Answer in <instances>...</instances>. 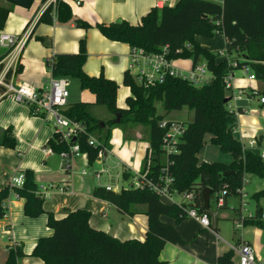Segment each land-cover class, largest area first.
<instances>
[{"label":"trees","instance_id":"obj_1","mask_svg":"<svg viewBox=\"0 0 264 264\" xmlns=\"http://www.w3.org/2000/svg\"><path fill=\"white\" fill-rule=\"evenodd\" d=\"M40 1L44 3L46 0ZM10 10L9 5L0 4V29L4 27ZM53 18L59 22L71 20L73 14L70 4L56 0L55 9L53 5H48L39 14L36 24H51ZM74 21L76 26L83 29L91 27L85 20L75 18ZM28 25L29 22L26 27ZM95 27L106 38L126 43L129 47H140L154 53L166 46L167 54L172 59H190L193 65L203 61L211 77L202 85H195L178 76H166L160 83L145 85L137 83L126 70L122 84L130 88V94L125 97L124 106H118L116 97L119 84L102 73L90 75L83 69L87 52L85 40L81 38L77 52L56 53L51 60H47L46 65L54 76L77 79L82 89L94 94L93 105L105 107L113 117H96L91 112L92 104L89 102L70 103L61 113L70 120L82 123L83 131L69 141L63 140L60 133L54 131L46 146L53 152L61 153L76 143L79 150L86 153L89 164H93L99 149L109 150L113 127L143 124L146 126L148 146L140 169L148 166L150 175L154 177L167 173L172 179L170 187L177 193H192L188 207H193L198 213L207 211L201 199L202 188L207 186L212 189L210 199L221 188L226 190V197L239 196L243 175L264 179V162L259 155L250 148L242 151L241 142L233 137L235 114L224 102V98L229 96L225 88V76L243 66H249L256 80L264 85V0H177L172 6L150 8L137 24L120 20L98 22ZM198 35L208 38L223 36V51L228 59H219L218 50L202 47L195 40ZM233 51L235 53L232 54ZM232 62L236 65L233 66ZM20 70L21 65L17 73ZM259 91L264 93V87ZM157 101L162 102L165 114L183 106L193 110L190 122L177 121L184 126V131L168 159L165 172L162 171L165 164L160 157L166 129L159 123L162 120L167 123L171 121L165 119L164 114L156 113ZM117 114L120 119L116 123ZM206 134L210 135L211 144L220 151L230 153V162L198 160L197 154L203 148ZM89 136L96 139L97 143H89ZM0 146H15L10 128L0 129ZM225 171L232 173L223 176ZM123 176L127 179L130 174L125 172ZM11 190L24 198L25 215L36 217L43 213V199L36 194L33 173L26 170L21 187L8 185L0 190V218L6 213L5 200ZM93 196L113 204L121 213L129 212L133 204L145 205L147 230L144 238L120 240L93 228L89 224L90 212L87 209L69 211L61 218L47 212L46 223L52 229V234L40 237L31 255L40 258L44 264H166L159 259L164 244L183 243L175 227L163 222L160 215L171 216L179 221L185 219L184 209L163 202L148 187L125 188L114 192L98 186L94 188ZM260 197H264V189L251 195L254 199ZM262 222V208L257 205L252 215L244 217L242 224L261 226ZM20 255L19 247L10 248L5 264H16ZM233 255L234 252L228 249L217 256L216 264H232Z\"/></svg>","mask_w":264,"mask_h":264},{"label":"crops","instance_id":"obj_2","mask_svg":"<svg viewBox=\"0 0 264 264\" xmlns=\"http://www.w3.org/2000/svg\"><path fill=\"white\" fill-rule=\"evenodd\" d=\"M66 1L70 4L73 14L71 20L59 22L53 18L51 24H36L38 12L42 6L40 0H32L28 8L0 0L1 5H9L11 8L0 32L27 33L20 60L21 70L19 74H16L14 83H27L38 92L47 90L49 80L47 60L56 53L77 52L79 40L84 38L87 56L83 69L90 75L102 73L104 77L117 82L121 87V92L117 93L116 103L118 106H124V99L130 94V88L122 84V78L129 68L130 47L126 43L103 36L95 27V23L126 20L131 24H137L140 17L150 8L162 5L172 6L177 0H163L162 2H157V0H80L78 5ZM75 18L85 20L91 24V27L83 29L76 26ZM28 22L29 25L26 27ZM218 36L222 38V47L219 45L205 48L211 51L223 50L225 39L221 35ZM201 38L207 37L195 36V40L200 45ZM4 52L2 48L0 57ZM239 60L242 59L239 58ZM184 62V59H176L174 64L178 68H183ZM188 63V65L191 64L190 61ZM132 71L130 70L129 73L132 74ZM235 72V70L232 72L234 87L245 90L251 88L259 90L264 87L258 80H248L245 76H243L245 78L241 76L235 78ZM68 79L70 82L74 78ZM76 85L75 90L68 88L69 96L74 94L75 97L69 99L68 96L67 105L77 101L89 102L92 104L91 112L96 117L105 119L95 113L98 105H93L94 94L87 89H82L79 84ZM3 92V88H0V129L10 128L12 130L15 146L13 148L0 146V190L10 185L14 176L24 174L26 170L32 171L37 188L40 185H45L47 188L42 197L44 211L36 217L25 215L23 212L24 198L18 197L13 190L9 192L5 200L6 213L0 218V264H5L8 250L13 248L14 241L19 244L21 251L17 262L43 263L40 258L32 256L31 252L40 237L52 234V229L46 223L47 212L53 213L56 218H61L69 211L78 208L87 209L90 212L89 224L93 228L102 230L120 240L132 238L142 240L147 230L145 205L133 204L129 207V212L121 213L108 201L94 197V188L106 181L104 176V181L101 179L97 181L91 173L93 170L90 168L97 163L89 164L88 162L87 169L90 173L82 175L80 171L87 164V156L75 155L66 163L60 153L47 152L46 142L54 132L52 121L45 120L42 112L34 111L31 104L16 102L9 94ZM253 102L259 104V107H252ZM243 103L249 106L252 115L238 114L235 116L236 126L233 137L245 144L248 138L255 136L257 147H261V135H258L257 131L260 129L259 118H264V104L256 100ZM165 119L178 121L167 117ZM237 131L239 137L234 135ZM131 136L137 139L143 137L139 125L128 124L126 129L118 126L111 129L110 156L106 159L107 162L112 157L115 160L114 163L121 161L129 167L130 171L141 168L148 144L144 148L143 155L141 145L139 142L138 145H134ZM129 140V143L134 145L132 148L127 144ZM60 187L62 189H59ZM261 189H264V179L246 174L244 190L247 196L251 197L254 192ZM251 199L253 200L252 205L246 198L247 215H252L256 206H260L262 225L241 224L236 227L240 198L230 195L226 197L225 205L220 210L219 208L214 212L211 210L214 214L212 225L217 235L210 229L201 227L199 222L192 218L175 221L171 216L160 215L163 222L175 227L183 243L166 242L159 252V259L165 261L166 264H216L219 254L228 251L230 246L237 242H245L253 248L257 264H264V197ZM232 264H239V257L236 253L233 255Z\"/></svg>","mask_w":264,"mask_h":264},{"label":"built area","instance_id":"obj_3","mask_svg":"<svg viewBox=\"0 0 264 264\" xmlns=\"http://www.w3.org/2000/svg\"><path fill=\"white\" fill-rule=\"evenodd\" d=\"M68 1L76 5L80 3V0ZM162 1L163 0H157V2ZM50 4L53 5V8L55 9L56 0H46L42 3L38 15ZM26 35V32L18 34L4 31L0 32V47L5 50L3 56L0 58V88H3V93L9 94L14 101L33 105L34 111L42 112L45 120L49 119L52 121L54 131L59 132L63 140L69 141L75 138V136L84 129L82 123L70 120L60 112V110L66 107L68 103L69 79L63 76L52 75L47 67V71H49V80L47 90L45 91L38 92L27 83H14V78L20 66L21 54L26 41ZM167 53L168 50L166 46H164L160 52L154 53L146 52L140 47H130L128 72L133 70L132 74L130 73L133 79L137 83L145 85L160 83L166 76L182 77L195 85H202L210 79L211 74L208 71L205 62H197L194 65L191 62V64L188 65V68H178L174 64L176 59L170 58ZM218 58L228 59L223 50H218ZM232 65L235 66L236 63L232 62ZM241 70L248 80H256L249 66H243ZM207 72L209 75H206ZM232 78L233 74L232 72H229L224 78V83L225 88L229 93V96H227L229 97L227 107L234 112L235 116L238 114L249 113V106L243 102L256 100L258 103L264 104V93H261L257 88L245 90L244 88L234 87L232 84ZM170 121V123H167L166 120H162L159 123L161 127L166 129L165 135L163 136L164 144L162 145L163 152L161 154L164 155L163 163L165 165L162 168L163 172H165L168 159L175 151L176 143L184 131V126L181 123L173 120ZM88 140L91 144L97 143L96 139L92 136H89ZM241 148L242 151L248 148H258V155L264 162V147H257L255 136L248 138V141L245 144L241 143ZM46 151L50 152L52 150L48 147ZM60 155L66 163L75 155H82L83 157L87 156L85 152L79 150V146L76 143L71 144L68 149L62 151ZM109 156V150L99 149L94 161V163L99 165V168H96L91 172L97 181H99L102 176L105 177L106 181L100 185L101 187L114 192H119L121 189L125 188L148 187L153 190L161 200L163 199L166 201V203L176 204L177 206L182 207L184 209L185 218H192L198 221L201 227L210 229L215 235H217V232L212 225L214 214L211 209L208 208L206 209L207 211L198 213L193 207H188V204L192 201V193H177L174 188L170 187L172 179L167 173L154 177L150 175V169L148 166L142 170H132V172H129V167L124 165L121 161L114 163L113 166L109 165L106 161ZM87 168L88 160L86 166L80 171V173L82 175L90 173ZM125 172L130 174L127 179L123 176ZM123 180L129 181L128 186H123L121 184ZM23 181L24 174L20 173L11 179L10 186L21 187ZM245 183L246 174L243 175L242 186L239 189V217L235 224L236 227L241 226L244 217L247 216V211L245 209L247 204V193L244 190ZM46 188L45 185H40L36 190V194L42 198ZM59 189L62 188L60 187ZM226 194L227 192L224 188H221L215 193L213 201L216 209L225 205ZM176 195L180 196L179 200H175L174 196ZM13 247H19V244L14 241ZM230 249L238 255L239 264H257L253 248L249 244L240 242L239 244L231 245ZM16 264L23 263L17 262ZM42 264H44V262Z\"/></svg>","mask_w":264,"mask_h":264},{"label":"rangeland","instance_id":"obj_4","mask_svg":"<svg viewBox=\"0 0 264 264\" xmlns=\"http://www.w3.org/2000/svg\"><path fill=\"white\" fill-rule=\"evenodd\" d=\"M215 1V0H214ZM200 43L201 45H203L204 47H208V48H211V47H216V46H223V41H222V38L219 37L218 35L214 36V37H211V38H201L200 39ZM0 50H2V47H0ZM235 53L234 51L232 52V54ZM184 63H183V68H188V62L191 60L190 59H184ZM203 61H200V63H202ZM188 63V64H187ZM236 74H235V78L237 76H241L243 77L244 74L242 72L241 69H236L235 70ZM19 74V73H17ZM206 75H209V73L207 72ZM245 78V77H243ZM76 84H79L78 80H70L69 82V85H68V88L71 90H75V88L77 87ZM198 85H201V84H198ZM79 86V85H78ZM80 89V87H78ZM68 89V90H69ZM121 92V87L118 88V91L117 93H120ZM71 97H75L74 94L69 96V99H71ZM259 104H256L255 102L252 103V107L253 106H258ZM155 107H156V113L157 114H164L165 117L167 118H171V119H176L178 121H181V122H184V123H187V122H190L193 118V110H189L186 106H183L181 109H177V110H171L169 111L168 113L165 114V111L163 109V105H162V102L161 101H157L155 103ZM259 107V106H258ZM95 113L97 115H100L102 116L103 118L107 119L109 117H113V115L111 113H109V111H107L105 109V107L103 106H97L96 109H95ZM252 115L251 113V110L249 111L248 114L246 115ZM254 114V113H253ZM249 115V116H250ZM251 117H254V116H251ZM259 124H260V129L259 131H257L258 135H261V142H260V146L261 147H264V118H259ZM139 127L142 129V133H143V137L141 139H137L133 136H131V141H133V144L134 145H138V142L139 144L141 145L142 149H143V155H144V148L145 146L148 144L147 142V138H146V126L143 125V124H138ZM121 129H126V125L123 124L121 127H119ZM236 137H239V132L237 131L235 134H234ZM209 138H210V135L206 134L205 137H204V145H203V148L199 151V153L197 154V158L199 161H221V162H225V163H228L231 161V155L230 153L228 152H223V151H220L219 148L216 146V145H213L210 143L209 141ZM241 139H245V138H241ZM130 140L128 141V146L130 148H132L134 145L133 144H130L129 143ZM127 144H125V146H127ZM161 160H164V155H161L160 157ZM114 162L115 160L111 157L110 160H108V164L113 166L114 165ZM93 168H99V165L98 164H94V167ZM93 168H90V170H94ZM134 171V170H133ZM132 172V171H130ZM101 181H104V177L102 176L101 177ZM123 186H128L129 184V181H125L123 180V182L121 183ZM175 199H180V196H176ZM249 199L250 201V204L252 205L253 204V200L251 199V197H248L247 196V200ZM209 209H211L213 212L216 211L217 209H215V205H214V201H213V198L210 199L209 201ZM220 210V208L218 209Z\"/></svg>","mask_w":264,"mask_h":264},{"label":"water","instance_id":"obj_5","mask_svg":"<svg viewBox=\"0 0 264 264\" xmlns=\"http://www.w3.org/2000/svg\"><path fill=\"white\" fill-rule=\"evenodd\" d=\"M6 2L10 3V4H13V5H17V6H21V7H24V8H28L31 3H32V0H5ZM229 101V97H225L224 98V102H227ZM119 119H120V115L117 114L116 118H115V122H119ZM251 151L258 155L259 154V150L258 148H251ZM232 173V171H225L223 172V176H226L228 174ZM212 192V189L210 187H204L202 188L201 190V199H202V203H203V208L204 209H208L209 208V200H210V194Z\"/></svg>","mask_w":264,"mask_h":264}]
</instances>
